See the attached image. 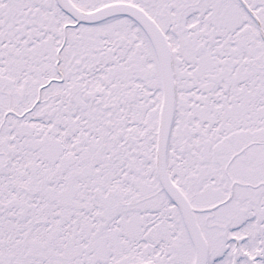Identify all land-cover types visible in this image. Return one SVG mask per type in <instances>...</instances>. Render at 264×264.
<instances>
[{
    "label": "snow or ice",
    "instance_id": "1",
    "mask_svg": "<svg viewBox=\"0 0 264 264\" xmlns=\"http://www.w3.org/2000/svg\"><path fill=\"white\" fill-rule=\"evenodd\" d=\"M0 264H264V0H0Z\"/></svg>",
    "mask_w": 264,
    "mask_h": 264
}]
</instances>
